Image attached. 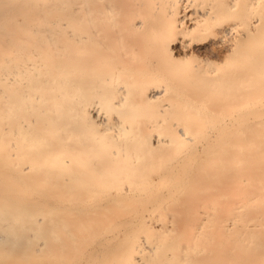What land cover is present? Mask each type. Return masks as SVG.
Wrapping results in <instances>:
<instances>
[{"label": "bare ground", "instance_id": "obj_1", "mask_svg": "<svg viewBox=\"0 0 264 264\" xmlns=\"http://www.w3.org/2000/svg\"><path fill=\"white\" fill-rule=\"evenodd\" d=\"M0 264H264V0H0Z\"/></svg>", "mask_w": 264, "mask_h": 264}, {"label": "rangeland", "instance_id": "obj_2", "mask_svg": "<svg viewBox=\"0 0 264 264\" xmlns=\"http://www.w3.org/2000/svg\"><path fill=\"white\" fill-rule=\"evenodd\" d=\"M159 104H161V101H160V100H159V101H156V102L153 103L154 107H155V106L158 107Z\"/></svg>", "mask_w": 264, "mask_h": 264}]
</instances>
